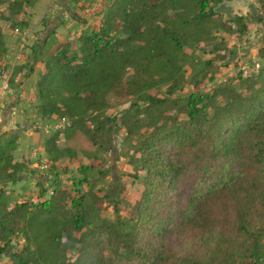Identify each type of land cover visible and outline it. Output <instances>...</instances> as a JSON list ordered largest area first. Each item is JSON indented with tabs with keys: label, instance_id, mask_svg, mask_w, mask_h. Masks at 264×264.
Listing matches in <instances>:
<instances>
[{
	"label": "trees",
	"instance_id": "16d2710c",
	"mask_svg": "<svg viewBox=\"0 0 264 264\" xmlns=\"http://www.w3.org/2000/svg\"><path fill=\"white\" fill-rule=\"evenodd\" d=\"M34 1L15 0L11 11L20 14ZM222 1L113 0L100 30L81 36L77 50L65 41L39 59L36 50L45 43L34 45L32 64L42 61L46 69L38 80L43 120L106 109V96L120 73L136 71V79L123 88L146 102L138 110L143 116L131 122L123 114L122 120L130 137L142 122L149 131L137 147L135 167L146 171L144 191L131 224L120 227L106 218L88 221L79 196L72 198L76 211L69 218L66 190L11 206L1 187L0 257L20 232L26 245L14 264H264V61L257 71L239 77L240 89L221 85L191 92L183 106L177 98L143 93L151 87L147 77L153 82L165 74L172 75L167 92L180 88L177 52L225 27L212 9ZM231 19L244 32V17ZM176 109L173 115L165 113ZM94 117L100 125L87 128L91 138L105 124L100 115ZM57 141L56 134L45 147L52 160L62 156ZM12 157L0 148V186L21 180V165ZM64 237L78 247L74 259L66 257ZM196 250L209 261L197 258Z\"/></svg>",
	"mask_w": 264,
	"mask_h": 264
},
{
	"label": "rangeland",
	"instance_id": "374dc122",
	"mask_svg": "<svg viewBox=\"0 0 264 264\" xmlns=\"http://www.w3.org/2000/svg\"><path fill=\"white\" fill-rule=\"evenodd\" d=\"M13 1L2 0L0 6V28L4 31L0 61L7 62L11 86L0 106V148H7L13 157L15 154L16 157L12 158L18 159L16 162L21 165L18 171L21 180L18 183L8 181L0 186L5 191L7 204L13 206L24 200L37 203L39 193L46 195L51 189L54 192L66 190L70 195L66 213L69 218L76 211L71 204L72 198L79 196L83 197L88 221L94 223L106 218L120 227L122 222L131 224L135 217L134 205L144 191L143 178L146 175V171L135 168L140 157L137 147L149 132L142 122L135 135L130 137L122 120L123 114H129L131 122L143 116L138 110L146 102L139 94L123 88L136 79V71L129 68L120 73L117 84L106 96V109L90 111L84 117L56 115L43 120L35 95L38 80L46 69L42 61L32 64L31 58L37 43H45L36 50L39 59L47 58L65 41L72 42V47L77 50L81 36L100 30L113 0H35L33 5H25L20 14L12 13L10 3ZM212 9L219 14L225 27L221 24L218 30L212 29L208 41H196L178 50V61L182 65L180 88L167 92L172 75L165 74L155 76L153 82L147 77L144 81L151 87L144 89L143 93L177 98L178 104L183 106L191 92H211L221 85H234L240 89L239 77L257 71L264 61V0H223L212 4ZM234 15L244 17V32H238L239 25L231 19ZM17 28L21 35L15 33ZM24 69H32L33 73L35 69L39 71L37 81L31 79L35 91L32 94L28 91L26 97L19 92ZM120 84L122 88L118 91ZM11 105H17V112L13 113ZM176 111L166 110L165 113L173 115ZM95 115H100L105 124L91 138L87 128L96 129L100 125ZM184 117L179 114V119ZM55 133L58 135L57 145L62 149L58 160H52V155L42 149ZM19 145L24 149L16 152ZM75 235L79 236L78 233ZM176 236L174 234L173 238ZM25 242L23 233L12 235L5 254L0 257V264H14ZM177 242L175 240L174 246L178 245ZM63 243L66 257L74 259L78 247L67 237L63 238ZM262 244L264 248V239ZM184 253H188L187 249ZM202 254L196 250L194 255L207 263L209 260Z\"/></svg>",
	"mask_w": 264,
	"mask_h": 264
},
{
	"label": "crops",
	"instance_id": "0c3cea01",
	"mask_svg": "<svg viewBox=\"0 0 264 264\" xmlns=\"http://www.w3.org/2000/svg\"><path fill=\"white\" fill-rule=\"evenodd\" d=\"M2 32H4V31H2ZM38 63H39V61H38ZM37 63V64H38ZM40 64V63H39ZM36 70V69H35ZM34 70V73L33 72H31V71H28L27 69H24V72H23V75H22V77H21V79H20V91L19 92H21V95H23V97H26L27 96V94H28V91H29V94H32L31 92H33V91H35L34 89H33V87L31 86V84H32V80L31 79H35L36 81H37V75H39V71L37 70V71H35ZM43 71H44V69H43ZM35 89H37V87H34ZM25 89V90H24ZM38 94V92H36V103L38 104V106H39V96L37 95ZM12 107H11V109L13 110V113L14 112H17L16 110H17V105H11ZM38 106H37V108H38ZM1 116H0V120H1ZM22 146H20L19 145V148L18 149H16L15 151L17 152V151H21L22 149H24V148H21ZM44 148V150H45V147L44 146H42V149ZM14 157H16L15 156V154H14ZM13 157V158H14ZM14 161L16 162V161H18V159H14ZM40 194V193H39ZM41 195V194H40ZM34 199V198H33ZM37 199V198H36Z\"/></svg>",
	"mask_w": 264,
	"mask_h": 264
},
{
	"label": "built area",
	"instance_id": "2783aa9c",
	"mask_svg": "<svg viewBox=\"0 0 264 264\" xmlns=\"http://www.w3.org/2000/svg\"><path fill=\"white\" fill-rule=\"evenodd\" d=\"M17 35H21L20 29H15ZM7 62L0 61V106L7 97V94L11 91L10 86V74L8 73ZM54 190L48 191L49 195H52Z\"/></svg>",
	"mask_w": 264,
	"mask_h": 264
}]
</instances>
